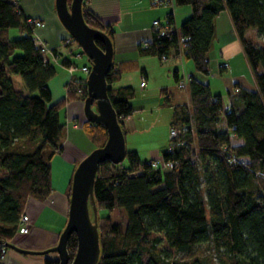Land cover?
Returning <instances> with one entry per match:
<instances>
[{
    "label": "trees",
    "instance_id": "trees-1",
    "mask_svg": "<svg viewBox=\"0 0 264 264\" xmlns=\"http://www.w3.org/2000/svg\"><path fill=\"white\" fill-rule=\"evenodd\" d=\"M175 4L191 7L179 31L187 38L185 58L204 75L215 18L228 10L256 90L235 85L224 110L220 95L190 77V109L185 103L175 105L170 122V128L179 130L170 143L177 138L181 143L172 151L168 147L161 151L163 161L174 162L172 169H154L141 162L136 151H126L129 166L110 161L99 165L94 184L99 213L118 207L126 219L122 224L111 221L109 213L99 215L97 264H264V0H175ZM82 9L85 22L113 40L111 25L103 23L86 0ZM26 19L16 0H0V240L6 241L15 236L27 199L44 201L51 193V160L61 152L65 138L60 113L67 102L86 96V79L73 78L66 85V97L52 103L47 83L56 70L35 48ZM167 19L172 30L164 35L153 30L150 42L138 44L140 56L179 53L172 13ZM248 29L256 30L261 45L246 36ZM13 30L17 37L10 35ZM74 44L70 37L66 45ZM96 44L103 47L98 40ZM115 68L106 81L122 122L134 111L129 103L134 89L112 86L122 74L120 67ZM13 76L20 77L23 89L16 88ZM175 78L178 82L176 74ZM87 123L90 139L103 145L105 127ZM232 137L242 142L232 144ZM66 248L70 263L77 249L75 233ZM193 248L192 257L176 256ZM43 264L58 261L45 258Z\"/></svg>",
    "mask_w": 264,
    "mask_h": 264
},
{
    "label": "crops",
    "instance_id": "crops-1",
    "mask_svg": "<svg viewBox=\"0 0 264 264\" xmlns=\"http://www.w3.org/2000/svg\"><path fill=\"white\" fill-rule=\"evenodd\" d=\"M16 1L25 16L42 19L45 22L42 27L36 29L35 35L42 37L52 47L49 62L54 65L56 73L64 74L63 78L54 83L56 88L60 85L63 89L54 91L52 82L47 83L51 92L52 103H54L66 97V85L71 79L85 78L86 74L81 70H76L82 73L76 75L75 71L73 75L69 76V79L65 76L68 72L67 64H76V60L82 58L83 54L76 46H67L64 43L69 35L57 18L54 0ZM86 5L103 23L111 25L114 31V67H120L122 74L112 86H131L134 89V95H141L144 99L158 96L153 106H157L158 111L161 108L168 109L171 115L170 122L174 106L189 101V94H186L185 90L178 86L175 74L178 79L188 81L190 77H193L202 83H207L213 94L221 96L224 110L229 106V97L233 93L235 85L256 90L253 73L244 55L228 10L224 9L215 18L214 38L208 51L209 69L208 74L204 75L195 70L191 60L185 58L184 50L177 55L169 54L165 59L154 55L140 56L137 52L138 44L148 43L152 40V21L155 19L163 21L169 13H172L175 29L181 37L179 27L191 15L189 5L178 6L174 11H172L171 6H153L151 0H86ZM246 36L253 39L258 45L262 44V39L257 35L255 29H248ZM86 60L82 61L81 66L88 64ZM223 63H226L227 66L223 67ZM142 81L145 82L143 86L140 85ZM158 92L159 95H157ZM160 92L165 98L160 96ZM162 98L164 103H162ZM134 101H136L135 97L129 102L134 110L139 108L138 106H142L135 104ZM64 116V123L65 125L67 123L69 128L62 144V151L55 154L51 160L52 191L47 197L48 200L39 201L35 199L37 202H30L29 198L33 197H29L24 208L26 213L25 210L29 202L37 207L38 204L43 205L49 201L48 203L53 206V211L58 215L56 220L60 227L65 225L67 219L69 203L67 190L74 166L84 156H81L77 147V139L83 137V132L80 129L84 121L83 102L76 99L67 103L64 108ZM75 120L78 121L79 126L73 124ZM131 120L129 126L135 129L137 121ZM231 141L232 144L242 142L234 137L231 138ZM166 146H163L161 151ZM139 159L141 160L140 156ZM32 216L37 219H44L40 215V210H37ZM28 217L30 219V215ZM58 235L57 231H50L45 227L29 223L28 233H16L14 238L19 236V241L16 242L19 246L41 250L56 244ZM21 255L15 250H10L7 254L11 261L16 263L43 264L44 262V256L27 255L28 258L24 256L21 260Z\"/></svg>",
    "mask_w": 264,
    "mask_h": 264
},
{
    "label": "water",
    "instance_id": "water-1",
    "mask_svg": "<svg viewBox=\"0 0 264 264\" xmlns=\"http://www.w3.org/2000/svg\"><path fill=\"white\" fill-rule=\"evenodd\" d=\"M83 0H54V9L68 35L80 47L90 65L86 77L83 114L86 121L105 127L107 138L75 164L70 179L68 213L64 227L54 246L36 250L17 245L13 240L0 244L24 255H46L55 252L58 264H97L101 255L99 209L94 196L96 172L101 163H121L126 157V141L122 122L108 95L107 74L114 67V45L101 29L89 26L83 17ZM96 40L103 44L99 47ZM94 104V105H93ZM75 233L77 249L71 262L66 248ZM1 264V263H0Z\"/></svg>",
    "mask_w": 264,
    "mask_h": 264
},
{
    "label": "rangeland",
    "instance_id": "rangeland-1",
    "mask_svg": "<svg viewBox=\"0 0 264 264\" xmlns=\"http://www.w3.org/2000/svg\"><path fill=\"white\" fill-rule=\"evenodd\" d=\"M177 7H178V5H175V8H177ZM171 9H172V7H171ZM174 10H172V11H174ZM10 35L12 37H17L18 34H17L16 30H13V31H11ZM69 42L70 41H68V42H66V40L64 41L65 44H68ZM74 46H76V48H78L80 50V47H78L76 44H74ZM83 60H86V56L84 54H83L82 58H78L76 60V65L78 67H81ZM80 73H82V72L81 71L75 72L76 75H79ZM65 76L67 79H69L70 74L68 72H66ZM86 76H87V74H86ZM63 77H64V74L62 75L60 73H56L49 80L52 82L54 91H58V90L63 89V87L61 88L60 85L57 86V88L54 86V83L56 81H59V79H61ZM13 79H14L16 88H22L23 89L24 84H23V81L20 79V77L19 76H13ZM154 95H156V94H154ZM157 95H159V92ZM161 95L163 98H165V96L160 92V96ZM134 97L136 100V101H134V103L137 105H142V106H138L139 108L134 110L128 118L127 117L122 118L123 127L125 130L126 150L127 151H136L137 150L136 152L140 156L141 162H148L149 159L161 161L162 160L161 159V157H162L161 149L163 146H166L169 143L168 142L169 131H170L169 123H170V118H171L170 112L166 108H161L158 111L157 106H153V103H155L158 96H155L152 98L145 97L147 99H144L141 95L135 94ZM134 97L132 99H134ZM163 98H162V103H164ZM81 101L83 102V100H81ZM188 102L190 103V100ZM67 103H69V102H67ZM60 114H61L62 121L65 122L64 109L61 111ZM83 118H84L83 119L84 121L80 127L81 132H83V137L81 136L77 139L78 152H80L81 156L88 154L92 149H94L95 147H98L96 142H93L90 139V137L88 136V134L86 132V128H88L90 125L87 123L85 116H83ZM131 119H135V121H137V126L135 129H132L131 126H129L130 122H132ZM126 120H128V121H126ZM77 122L78 121L75 120V122L73 124L79 126V123H77ZM68 128H69V125L66 123L64 140L66 139V133H67ZM168 146L169 145H167L166 147H168ZM121 164L124 166H129V164H130L129 159L127 157H125L124 160L121 162ZM29 199H30V202L36 201L34 198H29ZM30 202L27 204V207L25 210L26 213L28 215H30L29 223L34 224V225H38L41 227H45L46 229H48L50 231L53 230V231H55V232L57 231L59 233L64 225L60 227L57 224L56 219L58 218V215L55 211H53L52 204L48 203L49 202L48 201L46 204H43V205L38 204V206L35 207L36 205L31 204ZM41 208H42V210H41ZM37 210H40V215L44 219H37V218H34L32 216V214H35L37 212ZM108 213H109V211L106 209L100 210L101 215H107ZM109 215H110L111 221L120 222V223L124 224L125 219H126L124 209L115 207L109 213ZM18 239H19V236L12 238L13 242H15V243L19 241ZM54 245H52V246H54ZM49 247H51V246H49ZM49 247H47V248H49ZM44 249H46V248H44ZM201 249H203V246L201 248H199L196 252L200 251ZM41 250H43V249H41ZM24 256L28 258L27 255H21L20 259L22 260V258ZM38 256H44V260H45V257L46 258L51 257V259L52 258L54 259L57 257V254L55 252H51V253H48L46 255H38ZM176 256L184 257V258L192 257V256H194V248L190 252H187V253L186 252L176 253ZM42 260H43V258H42ZM0 263L1 264H21L19 262H17V263L12 262L10 257H8V256H6L5 259H2L0 261Z\"/></svg>",
    "mask_w": 264,
    "mask_h": 264
},
{
    "label": "built area",
    "instance_id": "built-area-1",
    "mask_svg": "<svg viewBox=\"0 0 264 264\" xmlns=\"http://www.w3.org/2000/svg\"><path fill=\"white\" fill-rule=\"evenodd\" d=\"M151 3L153 6H171L172 10L175 9V0H151ZM28 25L32 28L33 30V42H34V46L36 49H38L42 56L44 57V59L46 61H49V57L52 55V47L40 36L35 35V31L36 29L42 27L44 25V20L42 19H38L35 17H31V16H27L26 19ZM152 28L153 30L157 31L160 35H164L167 31L172 30V26H170L168 24V19L167 17L161 21L158 19H155L152 21ZM66 42L70 41V37L68 36L66 39ZM186 41L187 38H183V37H178V41H177V47H178V51L179 53L182 52V50H184V47L186 45ZM178 53V54H179ZM166 56H162V59H165ZM223 67H226L227 64L223 63L222 64ZM76 70H81L83 72H85V74H88L89 70H90V65L89 64H85L82 65L81 67H78L76 64L74 63H70L67 66V71L70 75H73V73ZM116 68L113 67V69L111 71H115ZM87 77V76H86ZM85 77V79H86ZM145 84L144 81L141 82V86H143ZM178 86L182 89L185 90L186 94L188 93V81L186 79H179V81L177 82ZM187 106L190 109L191 104L189 102L186 103ZM169 139H168V147H169V151H172L173 146L176 144H180L181 141L179 140V138L176 139V141H173L172 143L171 140L174 139V137H176L179 134V130L176 128H169ZM150 165L152 168L156 169H162V170H170L173 168L174 166V162L172 161H157V160H151L149 161ZM48 200V199H47ZM29 231V217L28 215L23 212L20 214L19 218H18V223H17V234H27ZM12 250L8 247H6L4 244H0V261L2 259H4L8 252Z\"/></svg>",
    "mask_w": 264,
    "mask_h": 264
},
{
    "label": "bare ground",
    "instance_id": "bare-ground-1",
    "mask_svg": "<svg viewBox=\"0 0 264 264\" xmlns=\"http://www.w3.org/2000/svg\"><path fill=\"white\" fill-rule=\"evenodd\" d=\"M70 37V36H69ZM169 148V147H168Z\"/></svg>",
    "mask_w": 264,
    "mask_h": 264
}]
</instances>
